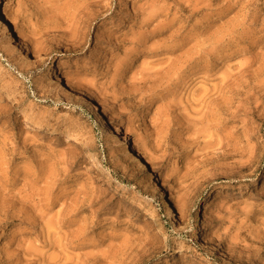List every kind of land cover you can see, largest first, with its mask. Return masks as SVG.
<instances>
[{
    "label": "rangeland",
    "instance_id": "obj_1",
    "mask_svg": "<svg viewBox=\"0 0 264 264\" xmlns=\"http://www.w3.org/2000/svg\"><path fill=\"white\" fill-rule=\"evenodd\" d=\"M0 3V264H264V0Z\"/></svg>",
    "mask_w": 264,
    "mask_h": 264
},
{
    "label": "bare ground",
    "instance_id": "obj_2",
    "mask_svg": "<svg viewBox=\"0 0 264 264\" xmlns=\"http://www.w3.org/2000/svg\"><path fill=\"white\" fill-rule=\"evenodd\" d=\"M9 23H10L9 19L5 15L3 10L1 9V3H0V35L2 36V38L4 40H6L7 42L11 43L12 45H14L17 49H19L20 45L21 46L24 45L25 48L27 49L28 53H30V54L37 53V50L35 48L30 47L28 45V43L25 44L23 41L21 42L19 37L17 38L14 36L13 31L10 28ZM165 24L166 23L157 22L154 29H159L160 27L164 26ZM171 27H173V25H171L168 29H170ZM177 29H179V28H177ZM178 57H179V55L177 56V59H178ZM170 62H171V60H170ZM167 67H169V66L167 65ZM169 70H170V68H169ZM55 75H56L55 79L59 83L60 87L63 90H65L67 93L72 94L74 96V99L78 100L81 103V105L87 109V111L90 113V115H92L94 118H96V121L98 122L99 128L102 130L105 129L107 132L112 134L116 139L115 142L120 143V146L122 145V146L126 147L128 151H130L132 160L135 163V165L137 167H140V168H143L144 170H146L148 177L154 179L155 176L153 175V172L151 171L150 167L148 166V162H147V159L144 155V152L141 151L139 148L135 147L128 140L127 136L123 133L121 128H119L117 126H112L109 124V122L107 121V119L105 118L103 113L101 112L98 104L93 99H91L80 88L76 87L74 84H72L71 82L66 80L61 74L55 73ZM2 89L3 88L0 87V91H2ZM9 96H12V94L9 93ZM21 116L23 118V123L26 125L32 126L34 131H38V132L42 131V132H46L49 134H56L57 133L56 130L49 128L40 122H36L31 116H29V112L26 110L21 111ZM63 140H64L63 142L66 144H71L73 142L83 144L82 140L77 136H65L63 138ZM121 141H123L124 144L121 143ZM153 181H154V183H152V192L156 196H158V198L160 200L167 201V196L164 194V191L161 189V185H160L159 181L157 179L153 180ZM154 218H155L154 216L151 217V219H153V220H154ZM164 239H166V238L164 237Z\"/></svg>",
    "mask_w": 264,
    "mask_h": 264
}]
</instances>
